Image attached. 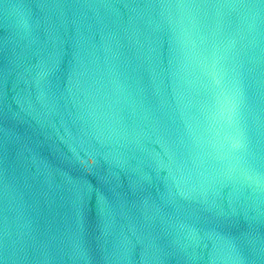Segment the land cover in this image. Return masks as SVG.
<instances>
[{"label": "water", "instance_id": "1", "mask_svg": "<svg viewBox=\"0 0 264 264\" xmlns=\"http://www.w3.org/2000/svg\"><path fill=\"white\" fill-rule=\"evenodd\" d=\"M0 98L51 264H264V0H0Z\"/></svg>", "mask_w": 264, "mask_h": 264}]
</instances>
